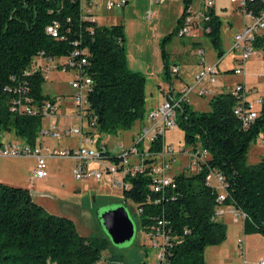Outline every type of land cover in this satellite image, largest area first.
<instances>
[{
  "label": "trees",
  "instance_id": "16d2710c",
  "mask_svg": "<svg viewBox=\"0 0 264 264\" xmlns=\"http://www.w3.org/2000/svg\"><path fill=\"white\" fill-rule=\"evenodd\" d=\"M191 1L183 0L177 25L160 43L165 78L170 75L165 43L177 34ZM234 10L259 16L264 0H247L244 9ZM206 16L204 34L221 58L222 21L213 7ZM50 25H55L56 37L47 32ZM124 40L122 24L99 25L86 18L80 0H0V131L29 145L39 141L42 107L54 103L55 97L43 93L46 78L36 64L40 57L49 59L57 68L90 78L84 113L87 134L98 136L101 157L122 172V158L108 150L100 135L130 129L146 114V77L128 67ZM250 45L264 60V32L256 33ZM74 52L79 55L74 57L75 66L69 67L67 60ZM242 90L212 95L206 111L195 110L189 101L177 109L183 146L205 151L199 169H182L173 174L172 183L155 189L153 166L166 143L157 134L146 148L138 145V169L124 173L127 185L122 195L137 205L149 238L160 231L156 240L165 264H205L206 246L226 238V225L215 215L220 191L205 179L210 172L223 179L222 204L244 215V232L264 237V154L258 162L247 163L252 141L258 136L264 141V94L255 119L245 125L236 112L248 105ZM100 242L81 235L72 219L48 212L27 188L0 182V264H118L103 258Z\"/></svg>",
  "mask_w": 264,
  "mask_h": 264
},
{
  "label": "rangeland",
  "instance_id": "374dc122",
  "mask_svg": "<svg viewBox=\"0 0 264 264\" xmlns=\"http://www.w3.org/2000/svg\"><path fill=\"white\" fill-rule=\"evenodd\" d=\"M141 1L129 2L133 6H129L128 9L132 7V10L126 12L122 9L99 12L96 19L99 25H111L120 22L119 24H122L125 29L124 48L126 56L128 54L127 57L132 60V64L137 65L140 61L144 71L147 67V72L154 73L161 65L160 60H158L159 56L156 60L154 54L156 42L171 33L175 28L181 0H161L159 4L147 7H144ZM215 2V9L220 15V19H222L220 39L224 54L221 58L217 56V52L207 36L201 38L203 42L200 47L205 51L203 59L196 54L197 49L192 44L193 39L188 37L179 38L174 36L166 48L171 51L179 46L178 48L182 52V59L180 60L184 64H188L186 69L193 78L198 71V66L220 60L217 65L219 70L217 84L204 83L205 86L217 90L218 83L221 82L229 84V87L238 82H244L245 94L249 99L254 100L255 97L264 94V60L261 52L255 50L246 61L244 74H233L232 70L239 66V54L236 51H228V49L234 32L239 28L240 17L234 16L232 13L231 7L233 4L230 3V0H215ZM198 3L199 0H193V7H196ZM149 8L156 11L154 21L145 18V10ZM158 13L160 14L159 18H157ZM157 53L159 55V52ZM51 65L47 79L42 85V91L51 96L59 95L60 116L55 119V124L59 127L88 129L86 120L84 119L81 123L70 109V92L72 89L69 81L73 78L74 72L53 67L55 66L54 63ZM251 89L254 91H250ZM210 98L209 95L198 97L192 94L190 97L191 106L195 110L206 111L209 109L208 101ZM145 109L147 110L146 104ZM52 120L48 116L44 117L42 125L45 127L52 123ZM141 121H136L130 129L118 132L116 135H101L100 138L115 151V143L128 144L130 142V135ZM0 133L1 141H11L15 138L13 133H3L1 131ZM183 135V130L179 128L169 129L165 132V142L180 150L185 145ZM45 141L49 145L57 147L77 146L80 137L70 135L58 139L46 138ZM263 154L264 143H262L261 136H258L250 145L247 163L258 162ZM130 161L137 162V159L132 156ZM187 162L188 160L185 157L178 158L177 161V163L184 165ZM73 166L74 162L71 159L48 158V176L44 180L34 183V189L48 194V196L35 197L34 201L50 213L72 219L81 235L99 238L102 241L100 244L102 246V256L105 260L118 264H156L155 249L151 246L146 231L140 224L137 205L123 197L121 192L123 186L115 188L109 184L106 185L107 176L105 174H103L104 181H95L92 178L76 180L72 174ZM33 167L34 159L30 157L0 158V182L29 188L32 186L30 179L33 175ZM120 205L126 208L134 223V235L131 240L116 245L112 243L96 217L97 214L100 215L103 211ZM219 219L226 224V238L218 245L206 246L204 250L205 264H259L260 258L264 260V237L259 234L245 233L241 217L225 214ZM238 238L242 241L241 248L237 244Z\"/></svg>",
  "mask_w": 264,
  "mask_h": 264
},
{
  "label": "built area",
  "instance_id": "2783aa9c",
  "mask_svg": "<svg viewBox=\"0 0 264 264\" xmlns=\"http://www.w3.org/2000/svg\"><path fill=\"white\" fill-rule=\"evenodd\" d=\"M129 0H106L105 9L112 10L115 8H122ZM230 2L235 7H240L244 9V6L247 0H230ZM214 5V0H201L202 10L200 14L193 13L190 7L187 8L186 14L182 17L181 23L178 28L177 34L179 36H191L193 30L196 27L201 28L203 30V24L205 23V19L207 20L206 12L211 9ZM91 7V6H89ZM80 9L82 14L86 18H90L94 20V16L90 12V10H86L82 8L81 0H80ZM244 11V10H243ZM246 20L243 28L234 35L233 37V46L232 50L236 51L239 54V66L234 68L233 73L236 75L243 73V64L247 61L251 55L255 52L250 45V42L253 36L256 33L264 32V13H261L259 16H253L251 13H241ZM153 13L150 10L145 11V17L151 19ZM209 28H206L208 31ZM47 32L50 33L53 37H56V27L55 25H50L47 27ZM198 55L202 54L200 49L196 50ZM79 55L78 52H74L72 57L67 60V66L74 67L76 61L74 57ZM42 60L45 62L42 63ZM36 67L43 73L44 77L47 79L48 75V66L52 63L51 60H46L40 57L37 60ZM49 61V63L47 62ZM85 58H80V63L84 64ZM169 72L172 75H176L178 73V67L175 65H171L169 67ZM218 69L216 65H207L203 66L195 75L194 83L191 85H183L180 89L176 90L173 95L167 97L161 105L150 110L146 119L150 123L149 127H144L140 129L137 135L133 138L132 144L129 146H124L119 143L115 144V148L117 150L116 153L120 155L122 158L121 165L124 167L122 172L117 171V166L115 163L109 162L103 159L100 155L98 148L96 147L95 141L91 137H87L84 135L83 131L79 128H68L61 129L57 124L51 123L46 128H41L39 131V136L47 137L50 139H58L62 136L69 135H78L80 137V143L76 147L71 148H63L57 149L54 147H50L43 144H34L29 145L25 142L21 141H12L9 143L0 142V158H19L32 156L35 158V167L33 169V173L35 177L41 179L46 177V160L48 158H66L72 159L74 162L72 174L76 180H87L94 179L95 181H102L103 174L107 176V181L116 186H125V180L116 181L115 175L118 173H124L127 171H136L139 167V144L143 147H147V145L152 141L155 135H162L169 129H176V112L180 107L183 101H189V96L196 91V95L198 97L204 96H212L214 95V91L205 86L204 83H208L213 85L217 80ZM81 80V81H78ZM90 84V78L87 76H79V74H74L73 78L70 81V87L73 91L71 97L74 102V105L77 107L76 116L80 119H84V113L87 106L86 103V93L87 86ZM242 90V96H247L245 94V88L243 84L234 85L229 91L232 93H238V91ZM247 107L242 110V107H238L236 112H239L243 117L244 124L247 125L251 123L257 114V109L261 104L262 98L261 96L256 97L254 100L248 99ZM59 106V97H55V102L50 103L46 102L42 107V114L44 117L52 116L55 114ZM14 109V108H13ZM93 124V122H91ZM262 143L264 141L262 140ZM145 144V145H144ZM185 150L181 148L179 152L183 153ZM178 154V149L174 148L170 144H166L163 146L162 151L158 156V160L155 162L153 166V176L155 177V181H157V186L155 189L159 188L158 186H165L172 183V166L176 160ZM188 163L183 168H189L191 170L199 169L201 162H203L205 158V151H192L189 150L187 152ZM136 157L138 159L137 164H132L130 162L131 157ZM206 182H212L217 189L223 190V179L222 177L215 173L210 172L205 177ZM218 206L215 210L216 217L222 213L220 210V204H222L224 200V194L220 193L217 196ZM228 212L235 217L244 218V215L235 209L232 206H228ZM161 237V233L159 230H156L154 238H149L151 246L156 250V264H165L164 263V253L162 247L158 244L157 238ZM238 246L242 247V241H238ZM259 264H264V260H259Z\"/></svg>",
  "mask_w": 264,
  "mask_h": 264
},
{
  "label": "crops",
  "instance_id": "0c3cea01",
  "mask_svg": "<svg viewBox=\"0 0 264 264\" xmlns=\"http://www.w3.org/2000/svg\"><path fill=\"white\" fill-rule=\"evenodd\" d=\"M138 0H129L122 8H115V9H122L123 11H127V10H132V7H130V9H128V7L129 6H133V4L132 5H130V3L131 2H137ZM141 1V0H140ZM105 2H106V0H81V4H82V8L83 9H86V10H90V12L92 13V15L94 16V18L96 19L97 18V13H99V12H102V11H111V10H106L105 9ZM130 2V3H129ZM141 2H143V5H144V7H147V6H151V5H154V4H159L160 2H161V0H143V1H141ZM216 2H215V0H214V5H213V8H214V10L216 11V9H215V4ZM231 3V2H230ZM89 6H91V7H89ZM188 7H190L191 9H192V11H193V13H197V14H200V12H201V10H202V7H201V0H199V3H198V5L196 6V7H193V0L191 1V3L189 4V6ZM222 7V6H221ZM183 8H184V3H183V0H181V5H180V8H179V14H178V16H177V19H176V25H177V22H178V19L180 18V15L182 14V11H183ZM126 9V10H125ZM235 9V6L233 5L232 7H231V10H232V13L234 14V16H239L240 17V24H239V28H238V30H236L235 32H234V34H233V37H234V35L236 34V33H238L242 28H243V25L245 24V20H246V18L243 16V15H241L240 13H238L237 11H235L234 10ZM112 10H114V9H112ZM147 10H150L152 13H153V16H152V18L151 19H148V18H146L147 20H151V21H154L155 20V18H156V11L154 10V9H152V8H149V9H146L145 11H147ZM216 13H217V11H216ZM218 14V13H217ZM219 15V14H218ZM122 16H124L123 14H122ZM220 16V15H219ZM160 17V14L158 13V16H157V18H159ZM221 18V17H220ZM120 19V18H119ZM122 19V18H121ZM96 21H97V19H96ZM119 21H122V20H119ZM126 21V20H125ZM221 21H222V19H221ZM120 22H115L114 24H119ZM230 23V22H229ZM112 25V24H111ZM175 25V26H176ZM230 25H232L231 23H230ZM106 26H108V25H106ZM222 27V26H221ZM124 33H125V29H124ZM174 36H176V37H179V38H183V37H188V38H190V39H193L192 40V44H193V46H195L196 47V49H200L201 51H202V54L200 55L201 56V59H203V55L205 54V51H204V49L202 48V47H200V45L202 44V42H203V40L201 39L203 36H206L204 33H203V31L201 30V28H199V27H196L194 30H193V33H192V35L191 36H179L178 34H175V35H173L169 40H167L166 41V43H165V46H164V50H165V52L167 53V60H168V64H169V66H171V65H175V66H177L178 67V73L176 74V75H172V74H170V75H168V76H166L167 78H165V76L163 75V71H164V68H163V57H162V53H161V49H160V43H161V41H162V38L164 37H162L161 39H159L156 43H157V45L155 46V48H154V54H155V58H156V60H157V56H159V59L158 60H160V63H161V65L159 66V68H158V70H156V72H147L148 71V68L147 67H145V71H144V69H143V65H141L140 64V61L138 62V64L136 65V64H132L131 62H132V60H130L129 59V57H127L128 56V54H127V56H126V61H127V65H128V67L130 68V69H132V70H135V71H139V72H141V73H143L144 75H145V77H146V86H145V94H146V108H147V110H146V114H145V117H144V119H142V121L140 122V123H138L137 124V126L134 128V131L132 132V134L130 135V142L128 143V144H124V143H121V142H117V143H119V144H121V145H124V146H129V145H131L132 144V140H133V138L137 135V133L140 131V129H142V128H144V127H149V125H150V123L147 121V119H146V115H147V113L150 111V110H152V109H154V108H156V107H158L159 105H161L162 103H163V101L167 98V97H169V96H171V95H173V93L176 91V90H178V89H180L183 85H191V84H193L194 83V78H195V76H194V78H193V76L191 75V73H189V71L186 69V67L188 66V64H184L183 62H182V60H180V59H182V57H181V55H182V52H180V50H179V46L177 47V48H173V50H167V48H166V46H167V44L168 43H170L171 42V40H172V38L174 37ZM233 37H232V42H231V45H230V48L228 49V51H233L232 50V46H233ZM182 49H183V47H182ZM157 52H159V55H158V53ZM197 54V53H196ZM198 55V54H197ZM171 57H173L172 58V60H171ZM176 59H178V60H180V61H176ZM136 60V59H135ZM171 60V61H170ZM204 61V60H203ZM219 61L220 60H218V61H216V62H213V63H210V64H206V65H200V66H198V71L203 67V66H207V65H218L219 64ZM42 63L44 64L45 62L42 60ZM201 63H203V62H201ZM245 63H246V61L244 62V64H243V74H244V65H245ZM238 65H239V61H238ZM51 66L52 65H50V66H48L49 68H48V73H49V70L51 69ZM53 67H55V66H53ZM236 68V67H235ZM217 69H218V67H217ZM197 71V72H198ZM197 72H196V74H197ZM218 72H219V70H218ZM195 74V75H196ZM234 74V73H233ZM240 75V74H239ZM191 78H193L192 80H191ZM71 81V80H70ZM70 81H69V84H70ZM243 84V86H244V82H238V83H236V84ZM215 84H217V80H216V83ZM215 84H213V85H215ZM236 84H233V85H230V87H229V84H227V83H224V82H221V83H218V86H217V90H215V89H213V88H209V89H212L213 91H214V94H216V93H219V92H222V91H225V90H229V89H231L234 85H236ZM208 88V87H207ZM250 91H254L253 89H251ZM72 93H73V91L71 90V92H70V96L72 95ZM192 94H195L196 95V91H194ZM191 94V95H192ZM191 95L189 96V103L191 104V101H190V97H191ZM197 96V95H196ZM54 97H59V95H54ZM247 98H248V96H246ZM256 98V97H255ZM254 98V99H255ZM249 99V98H248ZM59 108H60V102H59V106H58V108H57V110L55 111V114H53L52 116H48L50 119H53L52 120V123H55L54 121H55V119L57 118V117H59L60 116V112H59ZM70 109H71V111L73 112V115L75 114V116H76V112H77V107L74 105V102H73V100H72V97H71V105H70ZM47 117V116H46ZM77 117V116H76ZM78 118V117H77ZM43 119H44V117H43ZM43 119H42V122H43ZM79 119V118H78ZM79 121L81 122V123H83V121L84 120H80L79 119ZM51 124V123H50ZM49 124V125H50ZM87 124V123H86ZM48 126V125H47ZM47 126H43L42 125V128H46ZM88 126V125H87ZM59 127V126H58ZM61 129H68V128H75V127H60ZM82 131H83V133H84V135L85 136H87V137H91L94 141H95V143H96V140H97V138H98V136L96 135V134H94V135H89V134H87V131L89 130V127H88V129H86V130H83V128H80ZM177 129V128H176ZM119 132H121V131H119ZM70 136V135H69ZM101 136V135H100ZM0 138H1V133H0ZM47 137H41V136H39V141L36 143V144H43V145H47V146H50V147H54V148H57V149H63V148H71V147H76V146H64V147H57V146H55V145H49L48 143H46V141H45V139H46ZM50 139V138H49ZM164 139H165V133H164ZM12 141H23L22 139H20V138H17V137H15L13 140H11V141H1V139H0V142H2V143H9V142H12ZM24 142V141H23ZM79 143H80V141H79ZM78 143V144H79ZM116 144V143H115ZM145 145V144H144ZM171 145V144H170ZM173 146V145H172ZM174 147V146H173ZM107 148H108V150L109 151H111V152H117V150H113V149H111L110 147H109V145H108V143H107ZM175 148V147H174ZM182 148L185 150V152L183 151V153H181V152H179V150H178V154H177V157H176V160H175V162L173 163V167H172V172L173 173H176V172H179V171H181L187 164H180V163H177V161H178V158L180 159V158H183V157H185V159H187L188 160V158H187V152L190 150L189 148H187V147H185V146H182ZM26 157H30V158H33L34 159V167H35V158L34 157H32V156H26ZM135 157V156H134ZM20 158V157H19ZM69 159V158H68ZM137 159V158H136ZM72 160V159H71ZM73 161V160H72ZM132 164H137V162H138V159H137V162L136 161H130ZM188 163V162H187ZM180 164V165H179ZM34 167H33V169H34ZM46 177L48 176V170H47V160H46ZM72 170H73V168H72ZM46 177H44V178H41V179H39V178H37V177H35V175H34V173H33V175H32V177H31V179H30V181L32 182V186H30L29 188H27L28 190H29V192L32 194V196H33V198H35V197H40V196H48V194H45V193H43V192H40V191H37L36 189H34V183L35 182H39V181H42V180H44ZM115 179H116V181H120V180H125L124 179V176H123V173H118V174H116L115 175ZM102 181H104V180H102ZM106 182H105V184L107 185V184H109V185H111V186H113V187H115V188H121V186H116V185H113V184H111L109 181H107V180H105ZM3 183V182H2ZM5 184V183H4ZM125 184H126V182H125ZM218 191H222L221 189H218ZM121 192H122V190H121ZM228 206L229 205H226V204H220V210L222 211V213L220 214V215H218L217 216V218L219 219L220 217H222V216H224L225 214H230L229 212H228ZM230 215H232V214H230ZM242 220H243V218H241ZM244 222V221H243ZM226 225V224H225ZM244 230V229H243ZM239 240H241V239H239L238 238V240H237V244H238V241ZM150 241V240H149ZM156 250H155V259H156ZM262 258H260V260H261Z\"/></svg>",
  "mask_w": 264,
  "mask_h": 264
},
{
  "label": "water",
  "instance_id": "95a60500",
  "mask_svg": "<svg viewBox=\"0 0 264 264\" xmlns=\"http://www.w3.org/2000/svg\"><path fill=\"white\" fill-rule=\"evenodd\" d=\"M97 220L113 244H122L134 235V223L123 205L97 214Z\"/></svg>",
  "mask_w": 264,
  "mask_h": 264
}]
</instances>
